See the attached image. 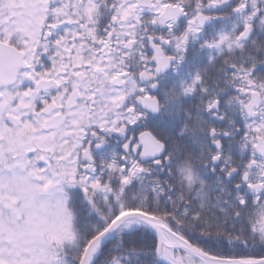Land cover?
<instances>
[{
	"label": "snow or ice",
	"instance_id": "6c2138e0",
	"mask_svg": "<svg viewBox=\"0 0 264 264\" xmlns=\"http://www.w3.org/2000/svg\"><path fill=\"white\" fill-rule=\"evenodd\" d=\"M0 264H264V0H0Z\"/></svg>",
	"mask_w": 264,
	"mask_h": 264
}]
</instances>
